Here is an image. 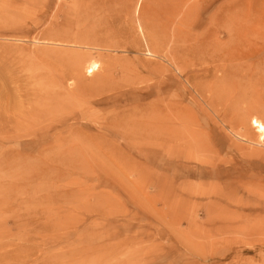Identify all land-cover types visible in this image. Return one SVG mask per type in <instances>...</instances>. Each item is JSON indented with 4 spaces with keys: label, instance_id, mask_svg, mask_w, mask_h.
Returning a JSON list of instances; mask_svg holds the SVG:
<instances>
[{
    "label": "rangeland",
    "instance_id": "374dc122",
    "mask_svg": "<svg viewBox=\"0 0 264 264\" xmlns=\"http://www.w3.org/2000/svg\"><path fill=\"white\" fill-rule=\"evenodd\" d=\"M12 132L0 264H264V0H0Z\"/></svg>",
    "mask_w": 264,
    "mask_h": 264
},
{
    "label": "bare ground",
    "instance_id": "6f19581e",
    "mask_svg": "<svg viewBox=\"0 0 264 264\" xmlns=\"http://www.w3.org/2000/svg\"><path fill=\"white\" fill-rule=\"evenodd\" d=\"M72 57V56H71ZM93 67H91V69H92ZM90 70V69H89ZM216 71V70H215ZM75 72H77V71H75ZM91 74V73H90ZM83 85V86H82ZM81 86H82V93L80 94V97L79 98H77V100L76 101H79L82 105H84V106H86V107H89L90 106V104L91 103H87L86 101L87 100H90V99H92V100H95V99H97V98H100V96H101V94H100V91H98V90H94V89H91V91L90 92H88L86 95L84 94V93H86L85 91V88H86V85H84V84H82ZM80 86H78V88H79ZM84 90V91H83ZM85 96H84V95ZM76 97V96H75ZM85 98V100H83ZM13 118V117H12ZM73 119V118H72ZM8 120V119H7ZM14 120V119H13ZM10 121V120H9ZM9 121H8V123H9ZM13 123H14V121H12ZM153 127V126H152ZM151 129V128H150ZM153 130V132L151 133V134H156V132H159V129H161L160 127H157V126H154L153 128H152ZM132 131V130H131ZM14 138H21V136H18V135H16L15 133H10L9 135H4L3 137H0V139H1V141L2 140H5V141H7V140H11V139H14ZM28 140V139H27ZM30 140V139H29ZM30 142H31V140H30ZM8 143V142H7ZM2 145H3V143H2ZM35 153H36V150L34 149L33 150V154L30 156V157H32V156H36L35 155ZM4 154H6V156L7 157H9L10 156V153H4ZM19 154H20V152H18V156L17 157H19ZM4 157V156H3ZM5 166L6 167H8V168H12V167H16V168H27V167H30V166H32L33 165V163H30L29 161L27 162V161H21V159L20 158H15V157H13V158H11V159H7L6 158V160H5ZM33 168V167H32ZM2 177V176H1ZM6 198V197H5ZM1 203H3V202H1ZM1 218V217H0Z\"/></svg>",
    "mask_w": 264,
    "mask_h": 264
}]
</instances>
